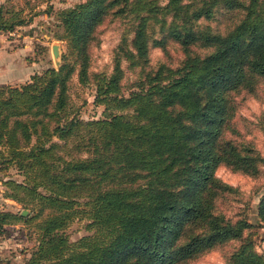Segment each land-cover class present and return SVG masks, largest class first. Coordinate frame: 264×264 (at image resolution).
Wrapping results in <instances>:
<instances>
[{
	"label": "trees",
	"instance_id": "trees-1",
	"mask_svg": "<svg viewBox=\"0 0 264 264\" xmlns=\"http://www.w3.org/2000/svg\"><path fill=\"white\" fill-rule=\"evenodd\" d=\"M49 1L14 9L4 0L0 30L30 22ZM218 6L237 11L224 32L208 22ZM109 15L127 18L132 35H122L109 72L91 71L90 46ZM58 19L61 64L0 82V169L23 175L4 179V194L33 208L0 210V231L35 220L38 243L25 264H179L231 241L224 264H264L248 219L217 209L234 187L215 174L221 164L250 175L264 165L251 143L223 137L234 93L264 78V0H83ZM169 39L184 53L179 65L145 69L149 44ZM122 60L140 67L127 92ZM74 72L94 84L100 117L76 114ZM80 218L90 233L71 241L64 228Z\"/></svg>",
	"mask_w": 264,
	"mask_h": 264
},
{
	"label": "rangeland",
	"instance_id": "rangeland-1",
	"mask_svg": "<svg viewBox=\"0 0 264 264\" xmlns=\"http://www.w3.org/2000/svg\"><path fill=\"white\" fill-rule=\"evenodd\" d=\"M3 1L0 0V3ZM10 1L14 3V9H17V5L24 4L25 0ZM80 1L83 0H50V5L42 3L40 9L37 8L40 12L30 22L16 25L11 31L0 30V78L15 84L28 79L32 72L41 71L48 66L58 67L62 62V53L66 50L65 39L57 37L62 33L58 24V13ZM47 5L50 6L49 13L45 12L49 7ZM24 9L26 12L28 7ZM237 17L236 9L218 6L215 15L208 22L213 29L224 32ZM129 23L127 18L109 15L97 27L98 42L90 46L91 71L111 70L114 48L123 34H126L128 39L132 35ZM152 30L154 37L159 35L156 26H153ZM53 44L58 47L57 58L52 53ZM198 51L203 52L204 49L198 48ZM183 56L181 46L174 40L169 39L165 48L150 43L145 69H154L161 62L175 68ZM126 63L122 60L125 69L123 83L128 85L125 92L136 88L132 83L139 77L140 72V67L128 68ZM7 67L9 69H6ZM94 92V84L91 81L80 83L77 73L74 72L69 81L68 93L71 103L77 107L75 112L79 117L90 119L102 115L103 106L93 101ZM233 98L234 114L223 137L237 143H251L264 156V78L257 80L253 90L241 89L234 93ZM215 174L234 187V191L217 199V209L232 219L246 217L251 223L249 231L253 233L255 247L264 255V217L257 215L259 199L264 192V165L259 166L257 174L250 175L221 164L216 168ZM8 178L21 181L23 175L14 166L0 169V210L18 211L20 214L26 210L23 215L32 214L33 208L30 204L24 206L5 196L6 187L3 180ZM33 221L4 225V230L0 231V264L26 263L38 243V232ZM85 223V218L74 219L64 228L69 240L74 241L90 233ZM236 243L237 241L227 242L179 264H224V253L231 250Z\"/></svg>",
	"mask_w": 264,
	"mask_h": 264
},
{
	"label": "water",
	"instance_id": "water-1",
	"mask_svg": "<svg viewBox=\"0 0 264 264\" xmlns=\"http://www.w3.org/2000/svg\"><path fill=\"white\" fill-rule=\"evenodd\" d=\"M51 49H52V53H53L54 57L57 58L58 55H59V51H58L57 45L56 44H53ZM25 212H26V210H23L22 211V214H25Z\"/></svg>",
	"mask_w": 264,
	"mask_h": 264
},
{
	"label": "crops",
	"instance_id": "crops-1",
	"mask_svg": "<svg viewBox=\"0 0 264 264\" xmlns=\"http://www.w3.org/2000/svg\"><path fill=\"white\" fill-rule=\"evenodd\" d=\"M9 65H10V64H9ZM6 69H9V68L7 67ZM32 73H33V72H32ZM32 73H31V74H32ZM0 82H6V81L0 78Z\"/></svg>",
	"mask_w": 264,
	"mask_h": 264
}]
</instances>
